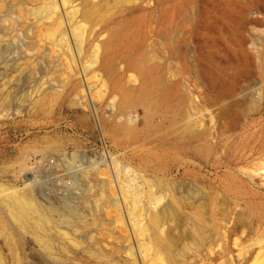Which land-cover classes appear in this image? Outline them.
I'll return each mask as SVG.
<instances>
[{"label":"rangeland","instance_id":"374dc122","mask_svg":"<svg viewBox=\"0 0 264 264\" xmlns=\"http://www.w3.org/2000/svg\"><path fill=\"white\" fill-rule=\"evenodd\" d=\"M0 5V186L46 211L53 249L0 211L4 264H261L264 0ZM106 40L99 81L91 58ZM73 152L67 191L26 169ZM120 179L136 183L134 216Z\"/></svg>","mask_w":264,"mask_h":264},{"label":"bare ground","instance_id":"6f19581e","mask_svg":"<svg viewBox=\"0 0 264 264\" xmlns=\"http://www.w3.org/2000/svg\"><path fill=\"white\" fill-rule=\"evenodd\" d=\"M0 7H2V5H0ZM48 12H49V10H48ZM60 25H61L60 22L55 21L54 25H52V28L47 30L46 36H48L49 39L54 40L56 38L57 31L60 29ZM107 44H108V40L101 41L99 44H97L96 45V50H95V52H94V54H93V56L91 58V61L93 62V65H94V68L96 67L94 69V71H93L94 73L91 76V78H95V79H97L99 81L103 80V74H102L101 70H104L105 67H106L107 56H108V50H107V47H106ZM239 51L242 54L244 53V50L241 47H239ZM140 73H141V71L140 72L139 71L138 72H136V71L132 72L131 73V78H133L134 80H139L140 77H141ZM143 81H144V79H143ZM143 86H144V82H143V84L140 83V86L134 87L133 89H130L129 92H128V96L136 98V99L140 98V96H141L140 91H141V88ZM106 98H107V96H106ZM115 99H116V97H114L111 100L115 101ZM124 101L125 100L123 99V102ZM111 106H113V105H111ZM122 118H123L124 121H127L128 119H130V117H126V116H123ZM119 127L121 129H123V130L124 129L131 130V128H127L122 123L119 124ZM92 165H93V163H92ZM32 167H33V165H31V164L27 165L26 164V169L27 170L31 169ZM90 168H92V167H90ZM255 175L260 177V178H264V162L259 163V166L257 167V171L255 170ZM251 179H254V177H251ZM120 181L122 183V181H124V180L120 179ZM122 185H123V192L125 191V193L127 194V197H126V195L124 197L125 198H128V197L131 198V202L130 203H131L132 207H131V212L130 213L134 216L135 213H136V208H137L138 201H139L138 194L136 192V183H135V181H133V183L131 185H129V186L125 185L123 183H122ZM169 196L180 206L179 200H178V196L175 193H173L172 190H171V194H169ZM160 201L161 200L155 201L154 202L155 206H153L152 203H149V205H148V211L150 212L149 213L150 224H152L154 227H158L159 225H161L162 220L166 216V214L163 213L162 211L161 212H156L154 210L156 208V206L160 203ZM0 202H1L0 204H2L0 206V211L1 212L10 214L16 220V222L19 224V226L27 227V226L30 225L33 228V230H34L33 232H35L34 235L37 236V238L41 242V244L43 246H45V248L49 252L53 251L52 245L50 243V240L48 238H46V236H47L46 228H47V222H48L47 213L42 208H40V206L32 198H29L28 195L27 196L21 195V193L20 194L19 193H17V194L16 193H12V191H8L6 188H4V186H0ZM181 207H183V206H181ZM194 208H196V207H194ZM194 212H195V214L197 216H202V214H203V212L201 213V211L198 210V209L194 210ZM170 215H171V219L172 220L176 219V217H175L173 212H171ZM204 217H205V215H203V218ZM149 236H150V234H149ZM173 242H174V240H173L172 237H169L167 239V244L168 245H171ZM199 247H200V245H199ZM263 262H264V260H262L261 264H264ZM154 263H156V260L154 261ZM0 264H4L1 255H0Z\"/></svg>","mask_w":264,"mask_h":264},{"label":"built area","instance_id":"2783aa9c","mask_svg":"<svg viewBox=\"0 0 264 264\" xmlns=\"http://www.w3.org/2000/svg\"><path fill=\"white\" fill-rule=\"evenodd\" d=\"M107 153L109 149L106 148ZM76 152L63 157H48L41 161L33 162L35 174L34 181H57L62 182V189L67 191L73 186L77 167L73 165Z\"/></svg>","mask_w":264,"mask_h":264},{"label":"water","instance_id":"95a60500","mask_svg":"<svg viewBox=\"0 0 264 264\" xmlns=\"http://www.w3.org/2000/svg\"><path fill=\"white\" fill-rule=\"evenodd\" d=\"M257 12H252L253 15H255Z\"/></svg>","mask_w":264,"mask_h":264}]
</instances>
